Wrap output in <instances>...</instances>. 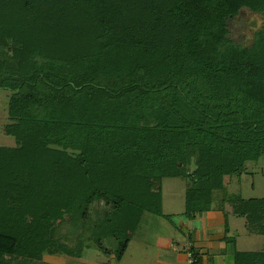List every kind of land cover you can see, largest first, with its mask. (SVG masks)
<instances>
[{"label":"trees","instance_id":"obj_1","mask_svg":"<svg viewBox=\"0 0 264 264\" xmlns=\"http://www.w3.org/2000/svg\"><path fill=\"white\" fill-rule=\"evenodd\" d=\"M241 7L264 0H0L17 140L0 145V264L80 257L86 231L120 259L145 212L170 217L164 177L186 179L185 216L220 198L264 234V197L225 185L264 154V26L233 37Z\"/></svg>","mask_w":264,"mask_h":264},{"label":"rangeland","instance_id":"obj_2","mask_svg":"<svg viewBox=\"0 0 264 264\" xmlns=\"http://www.w3.org/2000/svg\"><path fill=\"white\" fill-rule=\"evenodd\" d=\"M231 35L246 44H250L254 33L264 26V11L255 12L247 7H241L236 15L229 20ZM13 43L7 41L0 43V60L5 59L6 63L15 65L12 52ZM11 90L0 87V145H17L15 136L10 133V126L15 122L14 116L9 111V96ZM194 167L193 162L188 166L189 170ZM228 178V177H227ZM226 180V191L229 194H241L243 197H264V154L255 160H248L245 163V172L240 176L232 175ZM162 182L163 210L172 213L170 217L145 212L141 220L133 227L127 247L120 259L113 253H105L97 247L92 239L84 238L89 246L84 247L80 257L64 253H48L41 262L32 260L27 264H154L160 256H167L169 249L158 244L167 245L170 240L174 226L180 225L184 220V195L186 179L183 177H164ZM227 206L228 204L225 203ZM230 205V203H229ZM231 206V205H230ZM237 231L233 228L230 232L235 236L236 245L242 249L260 250L264 246V235L258 232L248 231L243 224V217H239ZM242 218V221H241ZM143 219V221H142ZM163 240H165L163 242ZM113 244L108 242L106 245ZM191 251V250H190ZM192 253H194L192 251ZM54 254V255H53ZM195 255V253H194Z\"/></svg>","mask_w":264,"mask_h":264},{"label":"crops","instance_id":"obj_3","mask_svg":"<svg viewBox=\"0 0 264 264\" xmlns=\"http://www.w3.org/2000/svg\"><path fill=\"white\" fill-rule=\"evenodd\" d=\"M229 177L231 176H225V185L226 180L230 179ZM163 212L167 213L164 210ZM182 214L184 213L182 212ZM239 217H243V224L247 228L246 218L234 213L229 203L223 202L220 198H215L212 201L209 210L196 214L191 218L184 215L181 224L174 226L175 229L172 230L169 236V243L164 245L162 241L158 242L160 246L170 251L167 256L157 258L158 260L154 264H187V253L190 250L196 256L194 264H234V251L236 249L252 250L238 247L235 236L230 232L233 228L237 231ZM48 255L52 254L44 253L42 259L38 261L41 262ZM28 263H31V261Z\"/></svg>","mask_w":264,"mask_h":264},{"label":"built area","instance_id":"obj_4","mask_svg":"<svg viewBox=\"0 0 264 264\" xmlns=\"http://www.w3.org/2000/svg\"><path fill=\"white\" fill-rule=\"evenodd\" d=\"M194 260H195L194 253H192V251H188V253H187V264H192Z\"/></svg>","mask_w":264,"mask_h":264}]
</instances>
